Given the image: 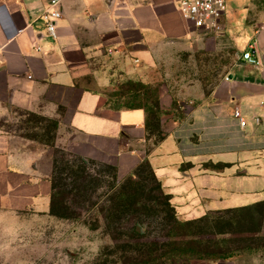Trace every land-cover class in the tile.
Segmentation results:
<instances>
[{
	"label": "crops",
	"instance_id": "0c3cea01",
	"mask_svg": "<svg viewBox=\"0 0 264 264\" xmlns=\"http://www.w3.org/2000/svg\"><path fill=\"white\" fill-rule=\"evenodd\" d=\"M229 1L225 33L236 37L240 62L185 118L163 112L164 136L150 147L146 111L113 109L105 91L111 68L149 70L154 46L199 35L179 0H141L103 18L88 14L87 0H61L55 40L45 30L47 0H0V116L14 108L55 119L66 151L112 167L118 183L148 173L186 222L264 205V26L245 25L240 9L250 0H237V10ZM88 28L102 34L94 44L80 38L79 30ZM252 43L255 63L242 59ZM235 108L247 121L244 129ZM6 144L0 136V228L12 229L48 217L53 188L49 178H34L29 163ZM3 252L0 264H13Z\"/></svg>",
	"mask_w": 264,
	"mask_h": 264
},
{
	"label": "rangeland",
	"instance_id": "374dc122",
	"mask_svg": "<svg viewBox=\"0 0 264 264\" xmlns=\"http://www.w3.org/2000/svg\"><path fill=\"white\" fill-rule=\"evenodd\" d=\"M87 1L92 8L88 14L101 18L141 2ZM229 4L237 10V0ZM240 10L246 15L245 25L264 26V0H250ZM79 35L86 44L102 37L98 28L79 30ZM152 50L153 67L133 73H114L111 68L105 91L113 109L144 107L152 113L157 138L150 147L164 136L161 114L185 118L194 105L209 99L241 56L230 30L220 36L195 34L184 41H167ZM0 136L8 152L29 163L36 179L54 178L55 159L61 171L76 164L73 186L78 188L71 193L65 178L66 195L56 196L48 217L0 228V251L8 254L9 263L190 264L213 258L264 264V205L186 222L176 216L148 173L118 183L112 167L86 163L66 151L55 119L13 108L0 116Z\"/></svg>",
	"mask_w": 264,
	"mask_h": 264
},
{
	"label": "built area",
	"instance_id": "2783aa9c",
	"mask_svg": "<svg viewBox=\"0 0 264 264\" xmlns=\"http://www.w3.org/2000/svg\"><path fill=\"white\" fill-rule=\"evenodd\" d=\"M229 0H179L178 6L189 27L198 34L220 36L225 31V17ZM61 0H47L45 12V30L51 39H57V23L62 18ZM255 43H252L243 53L242 59L255 63ZM234 118L240 128L247 125L246 119L238 108L234 110ZM256 124L263 122L261 117H255Z\"/></svg>",
	"mask_w": 264,
	"mask_h": 264
},
{
	"label": "trees",
	"instance_id": "16d2710c",
	"mask_svg": "<svg viewBox=\"0 0 264 264\" xmlns=\"http://www.w3.org/2000/svg\"><path fill=\"white\" fill-rule=\"evenodd\" d=\"M144 109L145 111H146V113H147V118H148V130H149V134H150V136H151V138L152 139H156L157 138V136H156V130H154V127H153V117H152V113L148 110V109H146V108H144V107H132V108H128V109ZM123 109V108H122ZM159 111V110H158ZM159 113V112H158ZM157 113V114H158ZM161 116H162V114H161ZM162 139V138H161ZM161 139H159L158 141H157V143L161 140ZM156 143V144H157ZM70 156V155H69ZM72 156H70V158H71ZM80 159V158H79ZM70 162V161H69ZM57 163H58V161H57V159H55L54 160V178H52L51 179V183H52V188H53V199H52V207L54 208V204H55V200H56V196H59V195H62V194H65L66 195V190L64 189L65 188V178H67L66 179V183L67 182H69V183H67V185H68V187H70V189H69V191L71 192V193H75V192H78L77 191V187H74L73 186V183H74V180H75V175L73 174V169H75V167H76V164H73L72 165V167H68L66 170H64V171H61L58 167H57ZM71 163V162H70ZM83 163V162H82ZM55 175H56V177H55ZM57 177H58V179H57ZM151 177V176H150ZM152 178V177H151ZM153 179V178H152ZM154 180V179H153ZM57 181H58V183H57ZM154 182H155V180H154ZM156 183V182H155ZM156 185L158 186V188H159V185L156 183ZM75 190V191H74ZM159 191H161L160 190V188H159ZM163 192V191H162ZM164 194V193H163ZM165 196V195H164ZM166 197V196H165ZM167 198V197H166ZM167 200H168V198H167ZM168 204H169V202H168ZM169 206H170V204H169ZM171 207V206H170ZM259 207H261V206H259ZM172 208V207H171ZM256 208H258V207H256ZM173 209V208H172ZM254 209V208H253ZM250 210H252V209H249V210H239V212H242V211H250ZM174 211V210H173ZM210 217V216H209ZM208 217H205V218H203V219H201V220H197V221H192V222H200V221H203V220H205V219H207ZM199 260H214L213 258H200Z\"/></svg>",
	"mask_w": 264,
	"mask_h": 264
},
{
	"label": "water",
	"instance_id": "95a60500",
	"mask_svg": "<svg viewBox=\"0 0 264 264\" xmlns=\"http://www.w3.org/2000/svg\"><path fill=\"white\" fill-rule=\"evenodd\" d=\"M232 78V77H231Z\"/></svg>",
	"mask_w": 264,
	"mask_h": 264
}]
</instances>
